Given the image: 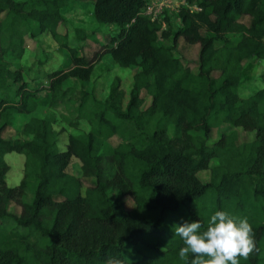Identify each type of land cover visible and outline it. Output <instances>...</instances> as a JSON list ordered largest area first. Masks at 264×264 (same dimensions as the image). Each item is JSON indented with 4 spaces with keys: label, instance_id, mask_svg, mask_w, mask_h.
I'll list each match as a JSON object with an SVG mask.
<instances>
[{
    "label": "trees",
    "instance_id": "obj_1",
    "mask_svg": "<svg viewBox=\"0 0 264 264\" xmlns=\"http://www.w3.org/2000/svg\"><path fill=\"white\" fill-rule=\"evenodd\" d=\"M74 1L0 0V264H190L191 253L179 257L184 245L174 225L199 220L203 230L217 210L247 217L254 228V251L237 257L239 264H264V87L239 94L244 61L264 57V0H189L197 8L180 7L175 29L143 13L146 0H94L95 19L116 31L90 56L57 30ZM45 31L70 63L43 73L47 81L27 78L11 59L23 54L26 35ZM74 35L84 40L88 32L77 27ZM160 36H171V44ZM179 37L199 45L196 70L175 54ZM104 53L138 67L127 98L118 76L106 96L84 88ZM69 79L80 87L65 86ZM44 89L50 105L68 112V123L88 124L68 135L65 149L58 148L54 116L32 114ZM223 124L232 129L209 141ZM9 125L17 132L6 138ZM238 127L253 137L239 142ZM111 136L119 141L108 148ZM11 151L25 156L14 185L6 181ZM72 156L79 175L67 171ZM84 177L93 183L84 185ZM11 201L19 212L9 209Z\"/></svg>",
    "mask_w": 264,
    "mask_h": 264
},
{
    "label": "rangeland",
    "instance_id": "obj_2",
    "mask_svg": "<svg viewBox=\"0 0 264 264\" xmlns=\"http://www.w3.org/2000/svg\"><path fill=\"white\" fill-rule=\"evenodd\" d=\"M94 0H76L73 3L65 6L61 13L63 20L58 25V32L62 34L61 41L66 40L72 46H80L82 52L90 56L92 51L100 44L107 43L110 36L116 31L114 24H101L99 23L93 13ZM146 4L152 7V16L158 17L162 20V28L175 29L179 24L177 12L180 7H190L195 9L196 6L189 0H146ZM164 15L169 17L168 20L164 19ZM241 20L249 23L250 17L243 15ZM83 28L88 32V37L84 40L74 35L75 28ZM159 42L165 45L171 44V36H160ZM25 48L21 57L11 59V67L15 68L20 66L27 78L37 77L44 78L43 73L52 71L54 69L65 68L70 63V57L65 48L60 46L58 39L54 38L48 31L39 33L36 36L26 35ZM199 45L197 43H189L183 37H179L176 41L175 54L180 57L185 65H188L193 70H196L198 64ZM137 66H121L115 63L109 53H104L101 58L95 63L89 79L83 81L84 88L93 90L97 97L107 95L108 85L111 80L118 76L121 79V88L124 92L125 98L128 97L129 90L133 82V73L137 70ZM214 74H216L214 72ZM35 77V78H36ZM36 78V79H37ZM42 81H47L42 79ZM81 82L76 79H69L66 81L65 86H76ZM264 87V57L250 58L244 61L243 78L239 85V94L246 96L250 92ZM145 104L149 102L150 96L146 91L142 90ZM38 108L32 114L42 115L49 114L54 116L53 126L59 131L57 145L59 149H65L67 137L69 134L82 133L88 129V124L85 120L80 119L77 126L71 125L65 120L68 112L62 105L52 106L49 104L48 90H40L37 93ZM144 104V105H145ZM264 107V102L260 104V108ZM29 114H26L28 117ZM18 119L14 121L17 124ZM2 120H0V125ZM232 127L229 125H221L213 127L210 132V140L213 141L220 136L222 130H230ZM170 134H173V126H169ZM238 133V141H247L253 137V131L244 130L240 127L236 128ZM16 126H6L2 135L10 138L16 135ZM20 133L17 134L19 136ZM119 141V137L111 136L107 142L108 148L114 146ZM5 160L9 163V170L6 173V181L9 185L17 184L23 174L24 154L16 151H11L5 154ZM215 161H212V163ZM67 171L79 175L80 174V161L72 156ZM199 177L206 181L209 178V170L205 169L198 173ZM83 184L93 183L94 179L91 177H84ZM115 192L111 193L113 197ZM31 193L27 194L30 197ZM125 206L130 209L133 208L134 203L130 197H125ZM10 210L19 212L20 207L14 201L8 204ZM111 264H125L111 261Z\"/></svg>",
    "mask_w": 264,
    "mask_h": 264
},
{
    "label": "clouds",
    "instance_id": "obj_3",
    "mask_svg": "<svg viewBox=\"0 0 264 264\" xmlns=\"http://www.w3.org/2000/svg\"><path fill=\"white\" fill-rule=\"evenodd\" d=\"M199 220H184L174 225L183 247L179 257L193 255L190 264H239L237 257L248 258L254 251V228L247 217H237L226 210L211 215L207 227Z\"/></svg>",
    "mask_w": 264,
    "mask_h": 264
},
{
    "label": "built area",
    "instance_id": "obj_4",
    "mask_svg": "<svg viewBox=\"0 0 264 264\" xmlns=\"http://www.w3.org/2000/svg\"><path fill=\"white\" fill-rule=\"evenodd\" d=\"M195 6H196V4H195ZM196 8H197V6H196ZM196 8H195V9H196ZM143 13L148 14V15L151 16L152 18H155V17L152 16V7H151V5H149V4H146V5H145V8H144V10H143Z\"/></svg>",
    "mask_w": 264,
    "mask_h": 264
}]
</instances>
